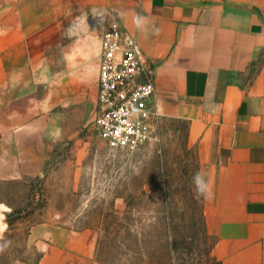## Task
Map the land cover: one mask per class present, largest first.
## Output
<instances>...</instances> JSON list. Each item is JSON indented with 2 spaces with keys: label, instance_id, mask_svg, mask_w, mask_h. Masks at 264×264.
Here are the masks:
<instances>
[{
  "label": "rangeland",
  "instance_id": "obj_1",
  "mask_svg": "<svg viewBox=\"0 0 264 264\" xmlns=\"http://www.w3.org/2000/svg\"><path fill=\"white\" fill-rule=\"evenodd\" d=\"M53 10L64 14L53 28L68 30L70 46L36 55L19 91L0 93V264H36L41 244L30 228L42 223L90 230L99 264H217L199 219L169 228L160 220L165 196L179 213L203 189L185 124L173 130L159 115L137 149H109L93 118L99 44L114 23L90 5Z\"/></svg>",
  "mask_w": 264,
  "mask_h": 264
},
{
  "label": "crops",
  "instance_id": "obj_2",
  "mask_svg": "<svg viewBox=\"0 0 264 264\" xmlns=\"http://www.w3.org/2000/svg\"><path fill=\"white\" fill-rule=\"evenodd\" d=\"M69 4L133 35L153 66L158 113L188 121L212 256L264 264V0H0V93L19 91L36 55L70 46L68 30L53 28L66 20L53 7ZM30 233L36 264H99L90 230L42 223Z\"/></svg>",
  "mask_w": 264,
  "mask_h": 264
},
{
  "label": "built area",
  "instance_id": "obj_3",
  "mask_svg": "<svg viewBox=\"0 0 264 264\" xmlns=\"http://www.w3.org/2000/svg\"><path fill=\"white\" fill-rule=\"evenodd\" d=\"M95 100L94 127L109 149L133 151L152 137L160 115L153 66L135 37L116 25L100 40Z\"/></svg>",
  "mask_w": 264,
  "mask_h": 264
},
{
  "label": "trees",
  "instance_id": "obj_4",
  "mask_svg": "<svg viewBox=\"0 0 264 264\" xmlns=\"http://www.w3.org/2000/svg\"><path fill=\"white\" fill-rule=\"evenodd\" d=\"M256 64H257L256 61L251 63L250 68H249L250 74H253L255 72V70H256L255 65ZM166 117L167 118L163 119V122H164L163 125L166 127H170L173 130L177 129L176 124L178 122H183L185 124L184 130H185V139H186L188 121L186 119L178 118V117H169V116H166ZM202 207H203V189H202V187H201V194H200V197L198 198V200L196 201L195 199H193L190 201L189 206H188L189 209H187L188 210L187 214H186L187 210L184 212L182 210L179 213L175 212V210L170 211V208H174V206L172 205L171 198H168L167 196H165V198L161 202L162 210H161L160 220L162 221V224L165 225V228H169V226H171V225L174 226L179 222H185V220H188L190 222V224H195V221L197 219H199V222L201 224L200 226H201L202 230L204 231V233L206 234V228L204 225ZM18 211L19 210L13 209L7 214V223L8 224H11V222L13 220H15L16 217H14V215L16 213H18ZM0 225H3V224H0ZM216 263L220 264V262L217 260H216Z\"/></svg>",
  "mask_w": 264,
  "mask_h": 264
},
{
  "label": "clouds",
  "instance_id": "obj_5",
  "mask_svg": "<svg viewBox=\"0 0 264 264\" xmlns=\"http://www.w3.org/2000/svg\"><path fill=\"white\" fill-rule=\"evenodd\" d=\"M197 189L200 190V186H199V183H197Z\"/></svg>",
  "mask_w": 264,
  "mask_h": 264
}]
</instances>
